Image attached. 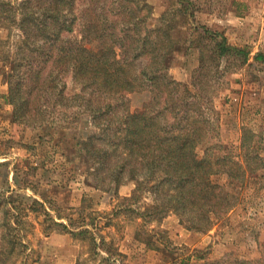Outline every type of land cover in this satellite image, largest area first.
Listing matches in <instances>:
<instances>
[{
    "label": "trees",
    "instance_id": "1",
    "mask_svg": "<svg viewBox=\"0 0 264 264\" xmlns=\"http://www.w3.org/2000/svg\"><path fill=\"white\" fill-rule=\"evenodd\" d=\"M174 5L183 20L162 14L151 29L145 0H0V22L19 33L11 52L0 56L7 66L5 99L11 122L33 129L68 131L79 116H88L89 135L73 142L94 187L133 182L131 195L121 200L125 209L136 206L132 210L140 212V195L150 193L153 202L142 216L159 220L173 212L187 230L205 232L234 209L231 187L262 163L254 147L245 151V137L237 161L210 160V147L202 158L196 153L217 130L213 97L224 75L221 63L225 70L239 68L250 52L206 25L193 27L198 0H174ZM186 24L191 34L173 39L171 31ZM190 48L197 50L198 63L189 81L180 82L168 75L169 62ZM253 59L264 65L261 53ZM66 77L74 88L68 89ZM132 92L149 95L134 111ZM215 175L227 182L214 181ZM9 186L10 193L0 192V227L1 235L7 229L10 250L19 218L16 191ZM4 256L0 264H6Z\"/></svg>",
    "mask_w": 264,
    "mask_h": 264
},
{
    "label": "rangeland",
    "instance_id": "2",
    "mask_svg": "<svg viewBox=\"0 0 264 264\" xmlns=\"http://www.w3.org/2000/svg\"><path fill=\"white\" fill-rule=\"evenodd\" d=\"M145 2L152 10L147 21L151 29L162 14L170 21L183 20L174 0ZM198 2L193 27L206 25L222 33L230 45L250 52L239 68L225 70L221 63L224 75L213 97L217 130L196 148L199 158L210 147V160L237 161L242 137L245 151L254 147L262 163L231 187L237 196L234 209L205 232L187 230L173 212L159 220L142 216L143 208L153 202L150 193L140 195V212L132 210L136 206L125 209L121 200L131 195L134 183L94 187L93 176L74 151L73 141L86 139L92 129L88 116H79L75 128L59 132L11 122L3 73L7 66L0 58V192L10 193L8 184L16 191L12 198L20 220L10 221L18 223L10 250L7 229L1 235L0 227V260L5 254L6 264H264V65L253 59L258 53L264 56V0ZM190 24L171 31L173 39L191 34ZM18 39L14 27L0 22V56L11 52ZM197 63L194 48L185 55L176 52L168 75L188 82ZM65 81L68 89L74 88L67 77ZM128 97L134 111L149 95L132 92ZM55 117L60 119L59 114ZM213 179L227 182L224 176Z\"/></svg>",
    "mask_w": 264,
    "mask_h": 264
}]
</instances>
